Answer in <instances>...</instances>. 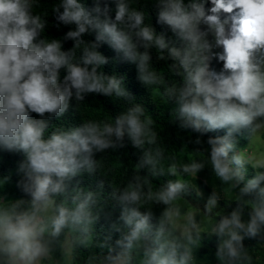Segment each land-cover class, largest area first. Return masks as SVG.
<instances>
[{
    "label": "clouds",
    "instance_id": "9594fccd",
    "mask_svg": "<svg viewBox=\"0 0 264 264\" xmlns=\"http://www.w3.org/2000/svg\"><path fill=\"white\" fill-rule=\"evenodd\" d=\"M0 264H264V0H0Z\"/></svg>",
    "mask_w": 264,
    "mask_h": 264
},
{
    "label": "trees",
    "instance_id": "16d2710c",
    "mask_svg": "<svg viewBox=\"0 0 264 264\" xmlns=\"http://www.w3.org/2000/svg\"><path fill=\"white\" fill-rule=\"evenodd\" d=\"M151 7V4L149 5ZM153 12L155 11L154 8L152 9ZM109 71H123V72H128L132 73L133 72V67L131 65H110L108 66ZM130 86H135V81H134V76L130 77ZM86 105L88 106V114L90 115H96L98 113H101L104 109H109L112 110L114 107L118 108V106L113 104V101L111 98L107 97H94V96H89L86 101ZM167 113H165L163 116H160V120L165 124L166 131L165 133H162V135H165L168 137L167 143L169 144L170 147L172 146H177L179 145L180 141L175 138L176 134V129L174 126L170 125L167 123L166 120ZM74 120L79 119V115L76 117L72 118ZM119 158V162L121 163V167L119 169L120 173L123 172L124 167H128L129 165H132L136 162L137 159V153L136 150L132 149L131 146L124 150H120L119 153H111L108 157V160L110 163H115L117 162V159ZM209 176V172L206 170L204 173H202V179H206ZM122 176L118 175L117 180L121 179ZM98 179V177H86L85 182H93L94 180ZM206 191H210V187L206 189Z\"/></svg>",
    "mask_w": 264,
    "mask_h": 264
}]
</instances>
